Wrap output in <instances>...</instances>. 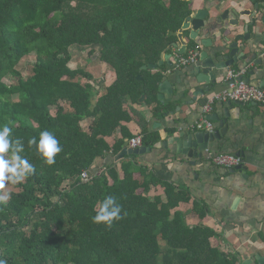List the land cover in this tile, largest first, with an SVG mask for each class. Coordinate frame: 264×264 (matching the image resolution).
Returning <instances> with one entry per match:
<instances>
[{"label": "trees", "instance_id": "trees-1", "mask_svg": "<svg viewBox=\"0 0 264 264\" xmlns=\"http://www.w3.org/2000/svg\"><path fill=\"white\" fill-rule=\"evenodd\" d=\"M192 12V0H0V125L21 139L20 155L35 167L0 205L7 264L240 263L224 232L206 224L208 203L160 178L140 156L92 171L138 135L145 147L160 142L140 107L156 120L172 109L157 101L165 67H144L160 61L179 31L187 33L182 26ZM74 46H88L92 63L110 67L115 81L106 85L72 67ZM32 54L33 73L25 78L19 64ZM133 122L140 134L131 131ZM45 130L62 148L52 165L28 144ZM108 195L122 206V219L110 227L92 221Z\"/></svg>", "mask_w": 264, "mask_h": 264}, {"label": "crops", "instance_id": "crops-1", "mask_svg": "<svg viewBox=\"0 0 264 264\" xmlns=\"http://www.w3.org/2000/svg\"><path fill=\"white\" fill-rule=\"evenodd\" d=\"M204 8H210V24L200 30L198 41L189 39L191 26L186 28L187 33L182 32L187 42V50L191 49L193 45H198L200 53L204 50L211 52L214 46L206 47L202 40L211 38L213 44H217L225 30L227 35L232 38L240 33L246 34L245 25L250 21V10L253 8L250 0H224L223 2L220 0H192V14ZM226 10H229V15L221 19V15ZM247 10L249 14L245 13ZM259 17L261 19V16ZM236 19L240 21L239 25L232 22ZM250 33L252 34L250 40L254 38L258 47H263L264 26L260 27L259 32L252 26ZM176 43L180 45L179 39ZM242 43L246 44L245 41ZM165 54L170 55L168 61L163 60L157 70L150 71H160L162 66L165 67L162 72L164 81L169 80L174 91L172 96H165L163 102L158 99L157 101L161 106H172V109L163 119L156 120L146 106L140 107V111L148 123L149 132L158 133L160 141L181 131L198 133L196 130H190V127L201 120L202 107L208 96L213 93H221L226 89V77L229 71L238 69L245 72V80L258 81L259 84L264 82L263 75L251 76L249 74L261 60V53L248 50V69H244V61L240 60L233 67L218 74L217 84L214 85L213 91L205 96L194 98V92L206 88V85L195 84V75L191 73L196 64L175 70L173 69L176 56L175 48L171 46L163 55ZM161 60L162 56L156 64H159ZM99 68L101 74L97 80L111 85L115 81V75L111 68L106 65H100ZM91 75L95 77L93 74ZM133 107L138 109L137 105ZM228 107V103L219 104L211 115L218 114L221 119H224L226 118L225 110ZM239 107L237 105L230 107L234 111L235 117L240 116V118L231 120L233 129L229 143L225 144L222 149L217 148L215 144L212 145L210 152L205 154L206 156L202 159H198L195 164L190 163V159L186 157L173 156L174 148L172 147H170L172 153L164 151V149H153L150 154L138 157L137 160L140 164L154 169L160 178L174 185L187 187L191 192L194 189V193H200L195 195L192 192L195 197L208 203L213 215L208 216L205 222L215 230L224 232L226 249L240 258L239 264H245V262L246 264H259L258 257H264V106L246 104L236 112ZM212 123L216 128H220L219 123ZM129 127L134 135L140 134L141 129L135 122L131 123ZM170 130L172 133H169ZM109 142L112 143L111 140ZM238 153L245 155L242 157L246 169L235 173L216 166L209 159V154L237 155ZM119 157L108 156L105 159L96 160L92 171L97 172L99 169L102 170L114 164L117 160L121 161Z\"/></svg>", "mask_w": 264, "mask_h": 264}, {"label": "water", "instance_id": "water-1", "mask_svg": "<svg viewBox=\"0 0 264 264\" xmlns=\"http://www.w3.org/2000/svg\"><path fill=\"white\" fill-rule=\"evenodd\" d=\"M224 0H220L223 2ZM253 8L250 10V21L245 25L246 34H237L234 38L227 35V31L225 30L221 34L220 42L217 44H213L211 38H207L202 40V43L206 47L214 46L211 52L204 50L200 53L199 61L196 62L194 68L192 70V75H195V84L206 85L205 89H200L194 92L193 97L198 98L200 96H205L209 94L214 89V85L217 84L218 74L226 70L228 68L233 67L240 60H243L244 69L249 68V51L261 53V60L256 64V68L253 71H250L249 74L251 76L263 75L264 77V46L258 47V43L256 44V40L254 38L252 40L250 33V27H255L258 32L261 26H264V1L263 0H250ZM248 13V10L245 12ZM229 15V10H226L222 15L221 19ZM261 16V19L260 17ZM211 21L210 16V8L199 9L194 14L188 16L183 23L182 29L189 28L191 26L189 39L192 41H198L200 37V30L209 26ZM235 22L237 25L240 24V21L236 19ZM218 28V27H216ZM220 31V29H219ZM178 39L180 45L178 43H173L172 46L175 48L176 54H184L187 52V42L185 41L182 30L178 32ZM245 41L246 44L242 42ZM169 54L162 55V60L159 64H149L144 67V69L149 70H157L159 65L163 63V60L168 61ZM171 65V63H169ZM139 80L142 79L141 76L138 77ZM238 80H243L249 83L254 87L264 88V82L259 84L258 81L251 82L250 80H245L244 75L241 76ZM190 84V83H189ZM173 86L169 80L163 81L159 85V91L157 94V99L159 101H164L165 96L173 95ZM145 101V96H143L140 100V103ZM233 105L237 106H245L244 103H228V108L225 110L226 118L221 119L218 114L209 115V121L217 122L220 124V128H215L214 132L207 131H198V133H194L188 131L187 133L181 131L177 134L168 136L165 140L156 143L153 147H141L137 149L125 148L122 152L119 159H124L126 156H140L143 157L147 154H150L153 149H164V151H171L170 147L173 149V156L175 157H186L190 159V163L195 164L198 159H202L205 154L210 152L211 146L216 145L217 148L222 149L225 144L229 143L231 139V131L233 129V124L231 120H238L240 116L235 117L234 111L230 108ZM254 106H259L258 103H253ZM240 107L236 110H240ZM237 156L245 157L242 153H238ZM242 157V158H243ZM246 169L245 164H241L235 168L229 169L230 173H235L237 171H242ZM238 201V200H237ZM236 201V203H237ZM259 264H264V257H258ZM248 262V261H247ZM246 264V262H245Z\"/></svg>", "mask_w": 264, "mask_h": 264}, {"label": "clouds", "instance_id": "clouds-1", "mask_svg": "<svg viewBox=\"0 0 264 264\" xmlns=\"http://www.w3.org/2000/svg\"><path fill=\"white\" fill-rule=\"evenodd\" d=\"M12 129L8 124L0 125V189H4L6 183L12 185L23 182V180L35 173V167L20 153L24 151V144L21 139L10 138ZM29 146L35 145L36 151L45 160V163L52 165L55 157L62 151L59 141L50 131H42L39 140L32 137L28 141ZM10 153L9 155H6ZM9 195H0V205L7 202ZM122 206L117 202L115 196L104 197L99 204L98 211L92 217L94 223L111 226L116 220L122 219ZM0 264H7V260L0 258Z\"/></svg>", "mask_w": 264, "mask_h": 264}, {"label": "built area", "instance_id": "built-area-1", "mask_svg": "<svg viewBox=\"0 0 264 264\" xmlns=\"http://www.w3.org/2000/svg\"><path fill=\"white\" fill-rule=\"evenodd\" d=\"M200 51V47L196 45L194 48L187 50L185 54H176L173 69L180 70L184 67L196 64V62L199 61ZM244 74L245 72L234 70L228 72L226 77V89L221 93H213L208 96L202 107L201 120L192 125L190 130L214 132L216 126L214 123L209 121L208 117L219 104L239 102L244 104L258 103L259 105L264 106V88L254 87L246 81L238 80ZM143 146V137L138 135L130 141L129 148L137 149ZM209 159L216 166L228 170L244 163L243 158L237 155L209 154ZM81 177L83 179H87L89 177L88 172H83Z\"/></svg>", "mask_w": 264, "mask_h": 264}, {"label": "rangeland", "instance_id": "rangeland-1", "mask_svg": "<svg viewBox=\"0 0 264 264\" xmlns=\"http://www.w3.org/2000/svg\"><path fill=\"white\" fill-rule=\"evenodd\" d=\"M88 52H89L88 46H74L72 48L73 59H74L72 62V67L82 68L87 72L93 74L95 76L94 78L99 79L101 74L99 70L100 64L92 63L96 60L95 59L96 54L89 55ZM34 63H35V58L33 54L26 56V58L19 64V72L25 78H28L33 73ZM87 125H88L87 121L82 123L83 128H87ZM18 190H19L18 184L12 185L11 183H6L5 188L0 189V194L4 195L5 193H7L11 195L12 192ZM193 191L194 189H192V192ZM194 194L199 195L200 193L195 192Z\"/></svg>", "mask_w": 264, "mask_h": 264}]
</instances>
